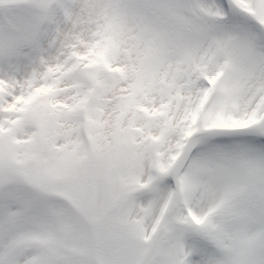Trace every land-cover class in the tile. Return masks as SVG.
I'll use <instances>...</instances> for the list:
<instances>
[{"label":"snow or ice","instance_id":"6c2138e0","mask_svg":"<svg viewBox=\"0 0 264 264\" xmlns=\"http://www.w3.org/2000/svg\"><path fill=\"white\" fill-rule=\"evenodd\" d=\"M0 264H264V0H0Z\"/></svg>","mask_w":264,"mask_h":264}]
</instances>
